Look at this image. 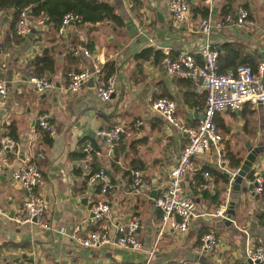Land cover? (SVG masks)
Wrapping results in <instances>:
<instances>
[{
  "label": "crops",
  "instance_id": "0c3cea01",
  "mask_svg": "<svg viewBox=\"0 0 264 264\" xmlns=\"http://www.w3.org/2000/svg\"><path fill=\"white\" fill-rule=\"evenodd\" d=\"M97 1L112 5L121 23L104 20L71 24L60 35L44 22L23 39L11 29L15 10L12 0H0V77L8 87L0 103V140L8 137L15 143L12 147L0 143V209L5 213L0 214V264L19 259L37 264H144L147 259L148 264H243L248 249L264 245V199L248 188L251 179L247 175L238 193H232L223 175L235 170L227 166V151L243 159L245 142L264 145L255 142L264 140V104L246 103L239 110L215 114L214 121L226 142L196 157L193 171L183 182L184 193L196 203L195 216L184 233L170 229L160 232L161 215L153 199L166 188L169 166L186 136L151 112L150 103L158 97L170 98L182 122L194 125L205 94L196 81L166 74L154 53L144 61L135 55L151 48L176 56L208 43L217 50L228 44L220 52L235 53L236 60L262 61L264 0H188L189 20L177 29L170 18L169 0ZM239 8L249 12L251 23L220 25L224 15ZM204 17L213 25L207 41L197 32ZM77 43L89 49L103 66L113 63L116 88L110 100L98 98L95 78L76 93L68 91V71L93 68L92 58L80 56L68 62V51ZM44 49L55 59L53 74H46L53 87L38 93L29 81L27 65ZM41 114L47 115L49 132L38 126ZM117 125L123 126V133L118 145L110 150L100 132ZM239 139L243 141L241 148L236 144ZM90 142L93 152L85 149ZM39 152L44 154L43 159L36 157ZM24 160L34 161L41 171L36 192L50 204L45 216L49 229L14 220L24 193L12 172ZM263 166L264 153L251 170ZM101 168L114 182L106 195L88 181L89 174ZM132 170H140L144 180L135 189L130 186ZM205 170L210 176L205 189L198 191ZM153 189L155 196L151 195ZM230 199H238L230 224L208 215ZM101 200L110 203L114 225L139 217L138 238L143 250L80 244L91 228L89 208ZM209 230L215 231L218 246L210 254L199 253V237ZM151 249L154 252L149 257Z\"/></svg>",
  "mask_w": 264,
  "mask_h": 264
},
{
  "label": "built area",
  "instance_id": "2783aa9c",
  "mask_svg": "<svg viewBox=\"0 0 264 264\" xmlns=\"http://www.w3.org/2000/svg\"><path fill=\"white\" fill-rule=\"evenodd\" d=\"M169 13L173 26L177 29L189 20L190 5L188 0H169ZM45 15L41 14L33 22L26 9L19 11L15 22V32L23 39L28 38L32 28L36 25L43 26ZM81 22V16L75 13H66L57 27V32L63 35L71 24ZM235 23L244 25L251 23L249 12L239 8L232 13L223 16L220 25ZM213 25L208 17L199 21L197 32L207 41L212 32ZM75 56L92 58L93 68L82 67L68 73V91L78 92L89 80L96 79V92L98 98L106 102L115 93V75L111 74L106 79L100 77L103 64L98 57H94L89 49L76 45L73 49ZM160 65L164 72L170 76L194 80L203 90L205 97L201 108V115L194 125H186L177 114L176 103L167 97H158L151 101V112L162 117L166 123L176 128L186 136L185 143L175 156L174 162L167 172L166 188L153 199L154 206L160 211V232L173 230L184 233L195 216L196 203L183 191L184 178L188 172L193 171L195 158L205 154L211 148H218L222 141V134L214 121L215 114L225 111L239 110L244 104L252 106L264 104V60L256 64L255 69L250 64H240L226 72L218 70V52L208 43L195 51H182L176 56L169 53L163 55ZM29 72V81L34 85L38 93H43L53 87V83L45 76H37ZM8 94L7 81L0 77V103ZM140 122H137L139 124ZM38 126L43 131H50L51 125L46 114L38 117ZM123 126L117 125L107 131L100 132L105 136L108 148L113 149L120 142ZM1 144L14 146L11 138L0 140ZM85 149L94 151V146L87 143ZM38 159H43L44 154L37 153ZM237 171L234 170L232 174ZM130 186L132 189L144 184L142 172L132 170ZM210 176L208 170L202 172V180L198 185V191L205 189ZM12 178L18 182L24 193V198L18 212L14 217L16 223H34L40 227L51 228L45 221L49 210L48 200L36 192V187L41 178V171L32 160H24L23 163L12 172ZM231 179V177H230ZM229 179V182H230ZM89 183L98 187L99 193L106 195L114 186L111 175L103 168L91 172L88 176ZM250 183L253 184L254 195L264 199V166L253 172ZM228 201L222 203L214 211L208 213L213 218H224ZM0 214L5 213L0 209ZM264 221V216L262 217ZM88 225L91 227L86 236L80 240V244L88 248H99L104 245H114L136 251L143 250V245L138 238L140 219L132 216L127 221L114 225L112 221V207L106 200L93 203L89 208ZM218 238L214 230L202 233L198 240L197 251L210 254L216 250ZM154 249L148 251L149 257ZM147 259L144 264H148ZM11 264H37L31 260H16ZM243 264H264V245H255L246 251Z\"/></svg>",
  "mask_w": 264,
  "mask_h": 264
},
{
  "label": "trees",
  "instance_id": "16d2710c",
  "mask_svg": "<svg viewBox=\"0 0 264 264\" xmlns=\"http://www.w3.org/2000/svg\"><path fill=\"white\" fill-rule=\"evenodd\" d=\"M3 1V0H1ZM12 6L15 8L14 15H13V23L11 29L15 32V22L18 17L19 11L21 9L27 8V12L30 14L31 18L37 19L40 14L45 15V23L48 25H52L56 30L58 25L60 24L63 16L66 13H75L81 16V22H91L96 23L99 21L110 20L115 23L120 24L121 20L118 15H116L114 8L112 5L106 2H98L97 0H12ZM79 23V24H80ZM17 37H19L16 34ZM20 38V37H19ZM78 45L74 44L72 48L68 51V62H74L75 56L73 54L74 47ZM80 45V44H79ZM82 46V45H81ZM229 45L225 44L222 46L223 49H216L218 52V64H219V72H224L227 69H234L236 66L240 64H250L253 69H255L256 64L258 62L247 60L246 58H240L236 60V54L233 53L232 55L228 54H221V50H225ZM88 47H90L88 45ZM215 49V48H214ZM235 49V48H234ZM154 53L155 60H161L163 57V53L158 50H152L151 48H144L140 52L135 55L136 59L144 61L149 58V56ZM55 68V59L53 54L48 50L44 49L41 54H36L27 65L28 71L31 70L34 75L37 76H45L46 74H53ZM73 71V70H71ZM66 76L68 78V73ZM114 72V65L111 62H107L104 64L100 77L102 79H106L108 76L113 74ZM49 80V77H46ZM9 134L13 136L12 129L9 127ZM49 132V131H47ZM92 144V142H90ZM227 159V166L232 168L233 170L238 169L242 158L236 156L232 152L226 153ZM214 172L212 169L210 170ZM253 170H251L247 176L248 178L252 179ZM224 176V175H223ZM223 180L225 183L228 182V179L224 176ZM98 189V187H97ZM99 191V190H98ZM222 204H218L219 207Z\"/></svg>",
  "mask_w": 264,
  "mask_h": 264
},
{
  "label": "water",
  "instance_id": "95a60500",
  "mask_svg": "<svg viewBox=\"0 0 264 264\" xmlns=\"http://www.w3.org/2000/svg\"><path fill=\"white\" fill-rule=\"evenodd\" d=\"M94 80L92 77L89 78L88 84L93 83ZM245 150H246V155L243 157L242 162L237 169V171L231 175V172H225L224 176L229 180L230 177V184H231V191L232 193H238L240 191V184L242 183L243 179L246 177V175L251 171L253 164L255 163L256 159L258 158L259 155L264 153V145L262 144H257L256 146L250 145L248 142L245 144ZM248 188L252 189L253 184L249 183ZM155 191L156 190H151V195L155 196ZM84 200V199H83ZM235 202H238V199H230L228 202V206L225 212V217L221 218L223 222L226 224L231 223V217L234 216V209L233 205Z\"/></svg>",
  "mask_w": 264,
  "mask_h": 264
},
{
  "label": "rangeland",
  "instance_id": "374dc122",
  "mask_svg": "<svg viewBox=\"0 0 264 264\" xmlns=\"http://www.w3.org/2000/svg\"><path fill=\"white\" fill-rule=\"evenodd\" d=\"M255 116H258L257 114H255ZM248 119H251V117L250 118H248ZM222 137H223V139H222V141H221V143L223 142H226L224 139H225V136H224V134H223V132H222ZM261 140H256L255 142H257V143H264V140H262L261 142H260ZM242 140L241 139H239V141L236 143V144H238L237 146H239V148H241V146H243L242 145ZM220 143V144H221ZM247 142H245L244 143V148H242V150H243V153L245 154L246 153V150H245V144H246Z\"/></svg>",
  "mask_w": 264,
  "mask_h": 264
}]
</instances>
